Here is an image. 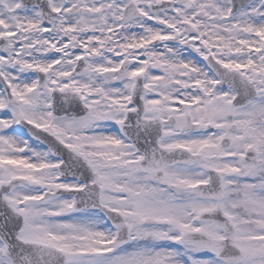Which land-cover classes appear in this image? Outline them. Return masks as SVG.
<instances>
[{"label": "snow or ice", "instance_id": "1", "mask_svg": "<svg viewBox=\"0 0 264 264\" xmlns=\"http://www.w3.org/2000/svg\"><path fill=\"white\" fill-rule=\"evenodd\" d=\"M0 264H264V0H0Z\"/></svg>", "mask_w": 264, "mask_h": 264}]
</instances>
